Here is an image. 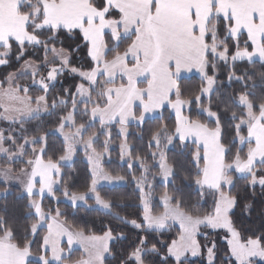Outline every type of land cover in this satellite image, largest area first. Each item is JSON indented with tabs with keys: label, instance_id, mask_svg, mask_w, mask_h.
Segmentation results:
<instances>
[{
	"label": "snow or ice",
	"instance_id": "obj_1",
	"mask_svg": "<svg viewBox=\"0 0 264 264\" xmlns=\"http://www.w3.org/2000/svg\"><path fill=\"white\" fill-rule=\"evenodd\" d=\"M16 2L18 11L27 16L25 31L30 38L18 42L15 60L23 61L21 70L6 71L0 79V121L7 125L0 128L4 184L0 198L18 186L27 199L30 224L17 234L0 215V264H110L116 259L111 242L127 240L125 228L134 230L137 239L120 255V264H264V231L241 235L233 220V210L241 204L233 191L237 179H244L247 190L264 192V97L257 101V85L249 84L252 76L246 70L236 71L238 66H264V14L253 12L250 23H241L230 12H216L218 0H211L213 12L202 29L196 21L197 9L183 7L180 0H86L95 15H85L71 26L55 17L48 19L43 0H37L35 12L31 0ZM186 20L192 21L190 30ZM90 23L98 26V33L85 31ZM173 32L202 39V62L195 60L200 56L196 48L190 52L191 62H186V71H195L201 80L195 90L182 88L183 53L169 43ZM65 39H74L75 47L65 46ZM30 50L39 56L33 58ZM82 51L85 64L78 62ZM11 55L0 51V66L7 69ZM157 61L167 63L173 82L163 105L152 102ZM222 68L227 69L223 81ZM64 76L77 81L74 89L63 87ZM23 78L28 82L21 83ZM225 85L229 89L239 85L241 90L217 107V89ZM165 106L172 110L174 124L148 130L144 146L137 149L129 139L130 126L135 123V135L144 140L148 114ZM44 116L55 117V132L40 124L30 131L27 125ZM114 126L127 175L104 167V160H110ZM55 133L63 138L58 153L48 143ZM174 146L188 152L195 171L184 179L188 187H195L199 199L192 204L165 191L159 197L163 210L156 212L152 205L157 179L165 188L173 186V193L179 192L174 187L177 167L168 157ZM81 151L90 165L83 191L69 184L72 177L63 171L64 164ZM15 172L26 179L14 176ZM102 181L133 185L139 207L136 217L122 214L124 203L102 193ZM209 197L212 206L203 211L199 201ZM222 197L226 222L218 224ZM61 198L76 210L102 209L108 217L107 223L102 221L103 234L69 223L59 207ZM243 209L250 214L253 204L244 200ZM173 231L175 237L166 239ZM213 233H223L224 260L216 241L209 239ZM233 237L238 238L235 247ZM77 244L85 256L74 260L71 253ZM5 249L19 258L6 260Z\"/></svg>",
	"mask_w": 264,
	"mask_h": 264
},
{
	"label": "trees",
	"instance_id": "obj_2",
	"mask_svg": "<svg viewBox=\"0 0 264 264\" xmlns=\"http://www.w3.org/2000/svg\"><path fill=\"white\" fill-rule=\"evenodd\" d=\"M33 5L32 11L35 12V7L37 0H31ZM20 15L27 17L22 10L19 11ZM74 39H65V46L75 47ZM27 47V46H25ZM9 51L12 55L9 57L11 60V64L7 69L4 67L0 68V79L3 78L5 72H19L21 70L23 61L17 62L15 60V54L19 51V44L16 41H11L9 45ZM32 51L33 58L38 57V51ZM78 62L80 64L86 63V56L83 51L79 54ZM247 71L251 76L252 80L249 81V84L255 83L257 85L255 89L257 101L260 100L261 97H264V66L257 63L253 67H248L247 65L240 67L238 66L236 71L243 72ZM227 75V69L222 68L220 71V79L223 81ZM77 81L74 80L71 76L63 77V87L74 89ZM201 84L200 77L197 75L182 78V88L185 90H195ZM241 90L239 85H234L232 89L227 88V86L218 87L217 91L220 92V101L217 102L216 106L221 107L224 104H227L232 99V94L235 91ZM56 91H59V86ZM195 111V109H194ZM227 116V113H225ZM174 114L169 108H164L158 115V117L154 119L147 120L144 128H145V138L141 140L135 135L138 132L136 126H130V133L133 135L130 136V142L137 148H142L147 139V131L150 129H155L161 124H168L172 126L174 124ZM37 124L43 126L45 131L54 132L55 131V117L44 116L41 120H33L31 123L27 125L29 130H33ZM7 127L4 122H0V128ZM98 127V125H97ZM118 126H114L112 129V141L113 148L110 152L109 163L105 164V168L108 170L117 169L118 173L127 175L128 170L126 165L121 164V160L119 159V147L118 145L121 143L120 138L117 136ZM102 138V137H101ZM100 138V139H101ZM49 145L51 146V150L53 153H58L63 139L57 135H51L48 140ZM168 157L170 162H175V166L177 167V178L175 180L174 187L179 189L178 193H173V186H169L168 190L174 195H182L185 200L190 201L192 204H196L198 201V196L195 192V187H188L187 181L184 179L185 175L190 172H194L195 170L192 168L188 152L185 151L181 153L180 148L178 146H174L169 152ZM17 169L21 167L19 163L15 165ZM66 176H71L72 179L68 180L69 184H74L77 190L83 191L85 185L88 182V176L90 173V166L84 159L82 153H79L76 160L71 166L63 168ZM19 172H15L17 174ZM245 181L243 178L237 179L235 183V188L233 189L234 193L238 195L241 199V204L233 210V220L236 223V227L240 229L241 235L250 236L252 233H256L259 235L262 231H264V192H262L259 188H256L255 192L251 190H247L245 188ZM4 184L0 183V190H3ZM102 193H105L113 198L115 203L123 202L125 207L122 209L123 213L126 214L129 218L136 217L139 207L138 200L135 189L132 184L128 183L124 186H116V187H101ZM244 200H248L253 204V209L251 213L245 212L243 209ZM47 204L48 201L46 200ZM91 204L92 201H89ZM200 207L203 211H207L212 206V200L209 197L207 200H200ZM27 205V199L24 198L23 192H21L18 188L11 187L9 189V194L6 198H0V215H2L11 225V228L17 232V234H22L25 229H27L30 224V220L27 218V213L25 211ZM61 211L67 213L69 223H75L80 227L87 226L89 232L94 233L96 235H102V229L105 227V223L108 222V217L103 214V211L93 206L92 210L86 211L84 208H80L78 210L74 209L71 205L65 202H61L59 205ZM104 221L105 223H102ZM113 226H115V221H112ZM208 231V230H206ZM125 232H127V240L123 241H113L111 244L116 253V259L110 260V264H120V255L123 252H126L129 248V245L132 244L136 239V235L134 234V230L130 228H125ZM176 235L175 231L171 233H167L165 238H174ZM203 239V238H201ZM209 239H213L217 243V248L219 252V256L221 260L226 259V246L225 240L223 238V233L220 235H216L213 233ZM15 243V241H13Z\"/></svg>",
	"mask_w": 264,
	"mask_h": 264
},
{
	"label": "crops",
	"instance_id": "obj_3",
	"mask_svg": "<svg viewBox=\"0 0 264 264\" xmlns=\"http://www.w3.org/2000/svg\"><path fill=\"white\" fill-rule=\"evenodd\" d=\"M60 7H53L46 9L48 12V19L55 17L58 23H69L71 26H76L79 20L85 15L92 17L95 12L89 7L86 0H59ZM181 4L185 8H195L198 11L196 21L201 24L203 29V21L213 12L211 6V0H180ZM216 12H230L235 15L239 22L251 21L253 12H261L264 14V0H218V5L215 8ZM26 18L19 14L17 9L16 0H0V45H4L11 41H26L29 39L28 32L25 31ZM192 21H184L185 26L190 30ZM92 25L90 32L98 33V26ZM89 27V26H88ZM253 28H259L260 25H252ZM195 39L188 36L186 33L173 32L170 35L169 43L177 46L183 53V59L181 62V71L183 72L182 78H188L194 76L195 71L189 73L186 71V62H191L193 59L190 52L193 48H196L200 54V48L195 45ZM97 43H101L98 39ZM150 51H153L150 46ZM201 56V55H200ZM199 61V56L195 58ZM154 67L156 69V83H153V100L152 102L158 105H163L168 96V90L172 87V81L169 79L167 63L160 65L155 62ZM137 71V70H136ZM164 108H168L165 106ZM164 108L157 110L159 114ZM172 111V110H171ZM4 257L6 260H17L18 254H10L5 249Z\"/></svg>",
	"mask_w": 264,
	"mask_h": 264
},
{
	"label": "rangeland",
	"instance_id": "obj_4",
	"mask_svg": "<svg viewBox=\"0 0 264 264\" xmlns=\"http://www.w3.org/2000/svg\"><path fill=\"white\" fill-rule=\"evenodd\" d=\"M5 1H10V0H5ZM59 0H43V5H44V8L45 9H48V8H53V7H60V5H59V2H58ZM20 14V13H19ZM22 16V15H21ZM23 17H25V16H23ZM26 19H27V17H25ZM25 19V20H26ZM91 28H92V25H90L89 24V27L87 28V29H85V31L86 32H90V30H91ZM28 36H29V38H30V34L28 33ZM9 45H10V42H8V43H6V44H4V45H0V51H9ZM195 45H196V47L197 48H200V51H201V56H199V61L198 62H202V53H203V47H202V39H195ZM25 46H27V45H25ZM154 64H155V62H154ZM154 64H153V67H154ZM1 67H3V66H0V68ZM133 73H135L136 72V69H132L131 70ZM194 75H197V76H199V74L198 73H195ZM156 81H157V78H156V72H155V80H154V82L153 83H156ZM28 82V79L27 78H23L22 80H21V83H27ZM153 83H152V85H153ZM34 95L36 94V93H33ZM166 100V102H167V99H168V96L165 98ZM165 102V103H166ZM164 103V104H165ZM169 109H170V107H169ZM158 112H155V113H149L148 114V119L147 120H150V119H154V118H156V117H158V115L159 114H157ZM0 122H3V121H0ZM131 126H136L135 125V123H133ZM55 132V131H54ZM55 135H57V136H59V137H61L62 138V136H60V134L59 133H55ZM112 135V134H111ZM63 139V138H62ZM104 139V137H102L101 138V141ZM111 148H113V142H112V144H111ZM79 153H82V155H83V157H84V159L86 160V162L88 163V160H87V158L85 157V155L83 154V152L81 151V152H79ZM79 153L77 154V155H75L74 156V158L71 160V161H68V162H66L65 164H64V168L65 167H68V166H71L73 163H74V161L76 160V158H77V156L79 155ZM111 161V159L109 160L108 158H106L105 160H104V167H105V164L106 163H109ZM89 164V163H88ZM121 164L122 165H125V164H123L122 162H121ZM90 166V165H89ZM128 170V169H127ZM94 171H95V168H94ZM114 171H116V172H118V170L117 169H114ZM13 175L14 176H20L21 177V179L23 180V179H26V177L23 175V174H21V173H17V174H15V173H13ZM237 175H239V174H237ZM1 184H3L2 182H0ZM131 184V183H130ZM124 185H127V184H108V183H106V182H101V184L99 185V187L101 188V187H116V186H124ZM12 187H15V188H18L20 191H21V189L18 187V186H16V185H13ZM165 191H168L169 193H171L169 190H168V187L167 188H165V187H163L162 185H161V183H160V181H159V179H157L156 181H155V193H154V195H155V197H156V199H154L153 200V209H154V211H156V212H160V211H162L163 210V208H162V204H161V202H160V199H159V197L162 195V193L163 192H165ZM22 192V191H21ZM62 199V202H65V203H68L69 205H70V203L69 202H67V201H64L63 200V198H61ZM96 208H98V207H96ZM98 209H100V208H98ZM100 210H102V209H100ZM103 211V210H102ZM225 201H224V199H223V197L221 198V204H220V217H219V219H218V221H217V223L218 224H220V223H225L226 222V218H225ZM113 243V241L111 242V244ZM232 243H233V246L235 247L236 245H237V243H238V238L237 237H233V240H232ZM71 256H72V259H79L80 257H82V256H85V253L83 252V249L77 244V245H74V247H73V251H72V253H71Z\"/></svg>",
	"mask_w": 264,
	"mask_h": 264
}]
</instances>
